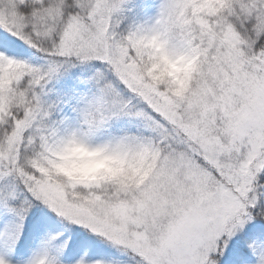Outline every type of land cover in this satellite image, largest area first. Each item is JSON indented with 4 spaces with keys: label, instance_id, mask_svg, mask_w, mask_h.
I'll list each match as a JSON object with an SVG mask.
<instances>
[{
    "label": "snow or ice",
    "instance_id": "6c2138e0",
    "mask_svg": "<svg viewBox=\"0 0 264 264\" xmlns=\"http://www.w3.org/2000/svg\"><path fill=\"white\" fill-rule=\"evenodd\" d=\"M0 264H264V0H0Z\"/></svg>",
    "mask_w": 264,
    "mask_h": 264
}]
</instances>
